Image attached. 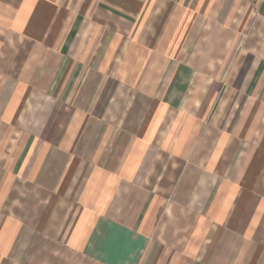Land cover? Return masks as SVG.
<instances>
[{"label":"crops","instance_id":"obj_1","mask_svg":"<svg viewBox=\"0 0 264 264\" xmlns=\"http://www.w3.org/2000/svg\"><path fill=\"white\" fill-rule=\"evenodd\" d=\"M264 264V0H0V264Z\"/></svg>","mask_w":264,"mask_h":264},{"label":"rangeland","instance_id":"obj_2","mask_svg":"<svg viewBox=\"0 0 264 264\" xmlns=\"http://www.w3.org/2000/svg\"><path fill=\"white\" fill-rule=\"evenodd\" d=\"M40 259L37 260L35 264H38ZM20 262L22 264V258L20 259ZM51 264H99L97 262H94L92 260H88V258L83 256H70V258L64 256L63 258H53L51 260Z\"/></svg>","mask_w":264,"mask_h":264}]
</instances>
